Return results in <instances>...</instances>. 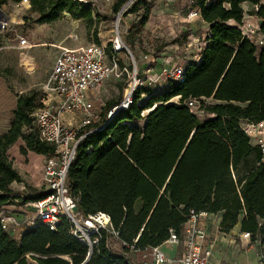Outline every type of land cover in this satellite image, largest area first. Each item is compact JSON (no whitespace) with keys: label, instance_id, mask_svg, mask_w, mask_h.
<instances>
[{"label":"trees","instance_id":"1","mask_svg":"<svg viewBox=\"0 0 264 264\" xmlns=\"http://www.w3.org/2000/svg\"><path fill=\"white\" fill-rule=\"evenodd\" d=\"M18 1L0 0V8ZM128 1L115 0L114 12ZM29 2L40 23L57 20L63 11L84 16L89 26L94 21L92 9L76 0ZM244 3L257 7L248 14L259 19L258 30L264 35L260 0H191L190 7L208 25L199 62L188 61L184 79L169 81L167 90L137 91L134 103L111 119L108 112L120 101H108L99 120L83 130L103 125L79 143L68 171L77 208L84 215L108 212L120 239L137 249L161 244L170 232L179 236L191 211L220 213L221 232L239 224L240 232H249L252 240L264 239V156L241 126L264 121V46L251 42L239 28ZM140 9L139 26L144 27L151 15L149 0H134L129 11ZM107 52L112 55L110 43ZM141 93L145 101H139ZM176 96L178 103H167ZM188 98H210L213 103L200 100L209 116L201 120L190 112ZM41 105L32 95H19L10 126L0 134V212L14 199L35 201L46 195L23 198L13 190L12 184L22 178L8 156L19 140L24 142L23 154L55 155V146L40 139L34 122L33 113ZM87 251L66 219L54 231L39 224L16 239L0 218V264L125 262L107 248L105 236L83 263Z\"/></svg>","mask_w":264,"mask_h":264},{"label":"built area","instance_id":"2","mask_svg":"<svg viewBox=\"0 0 264 264\" xmlns=\"http://www.w3.org/2000/svg\"><path fill=\"white\" fill-rule=\"evenodd\" d=\"M87 3L88 0H79ZM134 0L124 4L116 14L115 30L110 39L112 55L107 52L106 46L101 40L91 41L84 46L59 47L55 57L50 76L45 84L46 97L42 105L33 113L34 122L38 129L40 139L55 146V155L48 156L43 169V181L47 187L46 195L39 200L28 201L24 207L32 205L34 213L27 216L21 222L15 215L1 209L0 218L4 229L10 230V224L23 225L32 228L44 224L50 230H56L57 226L66 219L71 226V233L87 246V255L83 263L88 261L94 249L105 236L106 246L117 256L125 258L124 264H220L210 260L211 251L205 244L207 233L197 224L199 217L207 215L205 212L194 213L182 226L180 235L170 232L169 237L157 246L137 249L135 244H128L120 239V231L112 223L111 215L105 211H97L84 215L77 208L76 198L71 194L68 171L77 156V148L84 137L93 130L102 129L103 125L88 132L83 130L97 121L98 115L94 111L91 95L94 90L113 78H122L128 75V90L122 100L108 112V118L113 117L118 111L128 109L135 101V93L147 88L151 91L161 87L166 81L180 82L184 79V67L181 65L169 66L155 74L150 67L138 71L137 67L130 69L121 60L120 54L133 52L124 40V33L120 31V22L127 7ZM15 8L30 6L29 0L14 2ZM255 9L257 7L255 6ZM3 8H0L2 11ZM193 12L199 17L198 10ZM2 30L15 31L10 20L0 21ZM242 34L257 46H264V35L259 33V28L254 30L242 23L239 26ZM18 45L22 48H32L35 44L19 33ZM201 51V50H200ZM200 51L189 62L198 63ZM144 93H141L139 101ZM201 98H188L185 104L190 112L201 118L203 109L200 107ZM80 113L82 118L77 126L66 124L65 114ZM143 115V114H142ZM264 127V121L258 123L246 122L243 131L253 137V143L260 147L264 156V138L257 136L259 127ZM25 212V211H23ZM239 237L245 240L246 246H259L257 251L258 264H264V239H251L249 232H240ZM138 238L134 240L136 243ZM120 245L117 251L113 242ZM180 247V250L177 249ZM173 250L168 253L167 250ZM129 253H135L139 260H133Z\"/></svg>","mask_w":264,"mask_h":264},{"label":"rangeland","instance_id":"3","mask_svg":"<svg viewBox=\"0 0 264 264\" xmlns=\"http://www.w3.org/2000/svg\"><path fill=\"white\" fill-rule=\"evenodd\" d=\"M76 1L80 5L92 9L94 21L91 26L88 25L84 16L75 15L69 11L61 12L57 20L49 23L38 22V14L31 10V6H23L17 9L10 2L0 11V21L10 20L15 28V31L0 28V131L4 127L3 120L6 121L7 125V116L11 111L13 119V108L16 106L19 95H32L35 104L40 105L42 103L46 97L45 84L52 71L59 47L87 45L91 41L90 36H93L95 40H101L106 48L110 43L115 30L117 14L113 10L115 0H88L87 3ZM190 2L191 0H149L152 19L144 27L139 26L142 9L138 12H130L131 3L121 18L120 31L124 33V40L133 52V56L120 54L123 63L130 69L137 67L139 72L146 67L153 70L158 64V70L154 69V73L157 74L169 66H183L184 62L190 61L206 44L205 25L194 15V8L190 7ZM260 2L264 4V0H260ZM243 8L245 10L242 19L243 24L251 30L259 28V24H257L259 19L248 14V11L256 10L255 7L250 3H244ZM17 33L35 44L34 47H20ZM128 82V75L125 74L122 78L105 81L102 86L93 91L94 94L91 95V99L94 104V111L98 115L97 120H99V116L108 101L122 100L128 90ZM168 82L162 83L161 87L155 89L153 93L157 94L167 90ZM201 99L205 104L213 103L210 98ZM145 100L146 95L142 96V101ZM178 101L179 97L176 96L167 103H178ZM148 112L149 109L144 110L143 114ZM72 115H80V119L82 118L80 113ZM208 116L203 110L200 119L203 120ZM245 124L246 122H242L241 126L243 127ZM25 131L28 132L30 129L25 128ZM256 135L264 138L263 125L259 127V131H256ZM250 139L252 140L253 137ZM20 142L23 140L18 141L8 150V156L22 178V182H14L12 188L23 198L41 195L47 190L43 181V169L47 156L33 151L21 153ZM28 201L31 200L14 199L13 203L10 204H14L13 208L16 209L12 210L10 214L23 213L21 222L25 217L32 216L34 213L32 205L23 206ZM214 216L215 219L217 217L219 219L220 213L214 214ZM23 225L20 226L23 227ZM207 226L216 232L212 220H207ZM215 240L214 252L216 254L223 250L226 244L218 236L215 237ZM239 240L237 235L236 249L243 247V243ZM113 246L117 251H121L118 242L114 241ZM129 256L133 260H139V256L135 253H129ZM247 257L252 262V252L248 251ZM27 258L32 261L30 254L27 255ZM64 258L68 259L67 256Z\"/></svg>","mask_w":264,"mask_h":264},{"label":"crops","instance_id":"4","mask_svg":"<svg viewBox=\"0 0 264 264\" xmlns=\"http://www.w3.org/2000/svg\"><path fill=\"white\" fill-rule=\"evenodd\" d=\"M194 15H195V13H194ZM151 19L152 18L150 15L149 20H151ZM198 19L200 22H202L205 25V33L204 34H206L208 31V25L205 22H203L199 17H198ZM257 24H259V21L257 22ZM186 63L187 62H184L182 65L184 66ZM154 69L158 70V64L155 68H153V72H154ZM7 118H8L7 125H6V121L3 120V123H4L3 126L4 127H3V130L0 131V134L6 132L8 130V128L10 126L11 119H12V111L9 112ZM63 118H64L66 124L73 126V125H76L79 123L78 120L80 119V115L75 116L72 114H65L63 116ZM22 145H24V143L20 142V147ZM13 205L14 204H7V205L3 206V208L6 212L11 213L12 210L16 209V208H13ZM23 206H24V204H23ZM20 212H22V211H20ZM14 215L17 217V219L19 218V220H21L22 217L24 216L23 213H18V214H14ZM208 219L212 220V225L215 226L216 232H213L212 229L210 230L208 228V226H207V220ZM197 224L200 227L204 228V230L207 233V241L205 244L210 248V251H211L210 260L211 261L219 262L220 264H258L257 251H258L259 246L252 245L250 247H247L245 240H242L239 237V239H240L239 241H241L243 243V247L240 249L235 248V245L237 244L236 237H237V235L239 236V234H240L239 224L236 227L232 228L228 233L221 232L218 230L219 219H218V217H217V219H215L214 214H207V215L199 217L197 220ZM10 230L12 232L13 237L16 239H19L21 234L24 232L25 228L20 226V225H16L14 223H11L10 224ZM216 236L223 239L226 245H225L223 250L218 251L215 254L214 250L216 248V240H215ZM177 250L179 251L180 247ZM172 251H173L172 249L167 250L168 253H172ZM248 251L252 252V257H253L252 262L247 257Z\"/></svg>","mask_w":264,"mask_h":264},{"label":"water","instance_id":"5","mask_svg":"<svg viewBox=\"0 0 264 264\" xmlns=\"http://www.w3.org/2000/svg\"><path fill=\"white\" fill-rule=\"evenodd\" d=\"M112 117H110L109 119H111Z\"/></svg>","mask_w":264,"mask_h":264}]
</instances>
